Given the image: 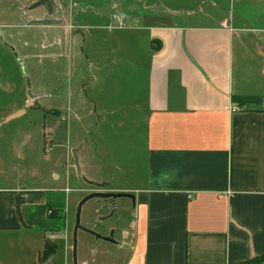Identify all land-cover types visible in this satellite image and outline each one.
Here are the masks:
<instances>
[{"label": "crops", "instance_id": "1", "mask_svg": "<svg viewBox=\"0 0 264 264\" xmlns=\"http://www.w3.org/2000/svg\"><path fill=\"white\" fill-rule=\"evenodd\" d=\"M32 1L10 16L32 38L18 46L37 82L28 105L56 119L49 167L76 149L88 181L108 191L112 166L124 170L135 195L119 243L128 247L125 264H234L263 254L264 0H227L226 14L202 0L209 11L192 9L175 23L157 21L149 0H54L52 18L62 22L50 26L24 22L43 17L25 11ZM234 96L262 101L241 107ZM0 114L10 121L25 111L0 105ZM3 143L0 264H31L60 232L39 217L55 206L45 188L6 174ZM98 248L82 264H112V248ZM54 254L42 264H55Z\"/></svg>", "mask_w": 264, "mask_h": 264}, {"label": "rangeland", "instance_id": "2", "mask_svg": "<svg viewBox=\"0 0 264 264\" xmlns=\"http://www.w3.org/2000/svg\"><path fill=\"white\" fill-rule=\"evenodd\" d=\"M217 3L219 9H213L216 14L231 13L227 0H212ZM26 0H0V77L2 87L0 89V105L7 111L9 108L21 107L25 114L12 120L3 121L0 114V139H2L4 156L2 157L6 174H18L24 179V183L45 188L53 199L55 208L46 207L39 217L47 228L60 229L53 239L56 243V251L53 255L58 256L55 264H59L61 257H67V264H72L71 242L72 229L75 222L77 205L88 193L96 188L87 185L85 180H91L82 170L78 176L73 164V156L66 162L63 157L55 167H49V157L54 150L50 143L49 129L56 121L55 117L42 114L33 110V105H28L31 97L37 91L35 82L29 69L30 60H22L23 51L18 46L28 42L31 36L19 34L16 27L19 19L10 16L15 12L17 4ZM149 12L155 15V19H162L165 23L183 22L188 20L186 13L191 11H209L210 2L197 0H149ZM236 8V7H235ZM174 10L178 13L174 15ZM153 19L154 22L156 20ZM152 21V20H151ZM42 94V93H40ZM74 121V118L71 119ZM65 125V123H64ZM62 151L66 149V141H62ZM60 175L55 182L51 173ZM67 174V179H66ZM92 173L89 172L88 175ZM131 184V179L123 169L112 166V193H130L126 190ZM83 189V191H82ZM135 202L132 204L125 198L115 200L111 216L103 219L110 210L103 206L99 199H91L82 205L80 223L102 235L113 231L112 244L95 238L92 234L78 230L77 232V264H82V256L92 253L93 249L112 248V264H125L127 246H119L124 239L125 230H129V224L133 220ZM55 215H57L55 217ZM53 219V220H52ZM52 230V229H51ZM58 231V230H56ZM42 235V234H41ZM97 239V240H96ZM41 237L34 243L42 246ZM96 245L94 246V243ZM100 249V250H101ZM54 258V259H55Z\"/></svg>", "mask_w": 264, "mask_h": 264}, {"label": "water", "instance_id": "3", "mask_svg": "<svg viewBox=\"0 0 264 264\" xmlns=\"http://www.w3.org/2000/svg\"><path fill=\"white\" fill-rule=\"evenodd\" d=\"M25 11L43 12L42 18H37V19H32V20L23 19L27 25L50 26V25H57L62 22L61 20L52 18L59 11V8L56 7L54 0H34L25 7ZM72 156H73L74 167L76 169L77 174L80 176L81 169H80V165L78 162V156H77L76 149L73 150ZM85 182L87 185L95 187L96 190L85 195L84 198L77 205L76 214H75V222H74L73 229H72V242H71L72 264H77V232L78 230H84L92 234L95 238H100L106 241L113 242V239H112L113 231L112 230L108 234L102 235L100 233L94 232L93 230L83 226L80 223V213H81L82 205L91 199H99L103 201H108V200H116L118 198H125V199L131 200L132 203H134V200H135V195L132 193H112L106 190V187L108 186L107 183H96V182H92L88 180H85ZM111 214H112V210L107 216H104L103 219H106L107 217L111 216Z\"/></svg>", "mask_w": 264, "mask_h": 264}, {"label": "trees", "instance_id": "4", "mask_svg": "<svg viewBox=\"0 0 264 264\" xmlns=\"http://www.w3.org/2000/svg\"><path fill=\"white\" fill-rule=\"evenodd\" d=\"M155 49H157V48L154 47L153 50H155ZM232 101L234 103H237L241 107H248V106L260 104L262 99L258 96H234V97H232ZM48 206H49V204L47 205V207ZM56 216L57 215H55V217ZM37 224H38V227L42 228L39 223H37ZM49 229L50 230L52 229V231L60 230V229H56V228L55 229L49 228ZM55 248H56V244L53 241H51L49 239H45L43 249L40 252V255L38 257V261L33 262L31 264H42L52 253L55 252ZM234 264H264V253L260 254V255H254L252 257L241 260V261L234 263Z\"/></svg>", "mask_w": 264, "mask_h": 264}, {"label": "flooded vegetation", "instance_id": "5", "mask_svg": "<svg viewBox=\"0 0 264 264\" xmlns=\"http://www.w3.org/2000/svg\"><path fill=\"white\" fill-rule=\"evenodd\" d=\"M56 5V4H55ZM56 7L57 8H59V11H60V7H58L57 5H56ZM58 11V12H59ZM57 12V13H58ZM127 200H129V199H127ZM102 203H103V206L104 207H106V208H108L110 211L113 209V207H114V205H115V200H108V201H103V200H100ZM130 202H132L131 200H129ZM133 204V203H132Z\"/></svg>", "mask_w": 264, "mask_h": 264}, {"label": "built area", "instance_id": "6", "mask_svg": "<svg viewBox=\"0 0 264 264\" xmlns=\"http://www.w3.org/2000/svg\"><path fill=\"white\" fill-rule=\"evenodd\" d=\"M113 19L117 22L118 26H124V24H123L124 17L123 16L121 18H116V16H113Z\"/></svg>", "mask_w": 264, "mask_h": 264}]
</instances>
